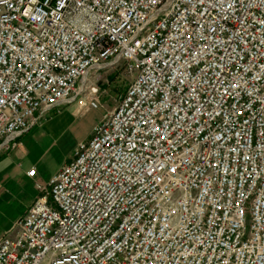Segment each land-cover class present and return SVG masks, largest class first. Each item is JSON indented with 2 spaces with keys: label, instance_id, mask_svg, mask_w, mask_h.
I'll return each mask as SVG.
<instances>
[{
  "label": "built area",
  "instance_id": "2783aa9c",
  "mask_svg": "<svg viewBox=\"0 0 264 264\" xmlns=\"http://www.w3.org/2000/svg\"><path fill=\"white\" fill-rule=\"evenodd\" d=\"M107 68L0 264H264V0H0V158Z\"/></svg>",
  "mask_w": 264,
  "mask_h": 264
},
{
  "label": "rangeland",
  "instance_id": "374dc122",
  "mask_svg": "<svg viewBox=\"0 0 264 264\" xmlns=\"http://www.w3.org/2000/svg\"><path fill=\"white\" fill-rule=\"evenodd\" d=\"M130 80L120 68L92 71L80 85L83 91L75 101L61 108L64 112L60 127H53V132L36 147L30 140L25 142L31 155L25 158L23 169L17 168L18 152L13 160L0 165V192H7L0 195V236L20 219L25 206L36 194L34 182L47 183L71 161L77 145L89 139L93 128L113 110ZM31 171L36 172L34 178L28 175ZM18 172L19 180L13 179ZM6 175L9 179H5Z\"/></svg>",
  "mask_w": 264,
  "mask_h": 264
},
{
  "label": "crops",
  "instance_id": "0c3cea01",
  "mask_svg": "<svg viewBox=\"0 0 264 264\" xmlns=\"http://www.w3.org/2000/svg\"><path fill=\"white\" fill-rule=\"evenodd\" d=\"M63 112L64 111H62L61 109H57V110H54L51 114L48 113L46 118L39 125L35 126L28 133H26L25 135H23L22 137L18 139L17 141L18 147L15 150L7 154H4L0 158V165L6 160H13L14 154L18 152L19 155L15 157L18 160L17 168L18 170L21 171L23 169V166L25 165V160H26L25 158H29L31 155V151L26 148L25 142L30 140V143L34 147H36L39 143L44 142V140L50 135V131L53 132V127H56V128L60 127L61 115L63 114ZM9 177H10L9 175H6L5 179H9ZM19 177H20V173L18 172L16 175L13 176V179L19 180ZM51 179L47 183L46 182L42 183L40 181L34 182V189H35L36 194L32 197L31 201L25 206V211L22 213V215L19 218H21L27 212L30 206L38 198L39 192L36 188V184L38 183V184H43V186L45 185L47 186L50 183ZM4 193L6 194L7 192L5 191L0 192V195ZM8 230H4V231H8Z\"/></svg>",
  "mask_w": 264,
  "mask_h": 264
}]
</instances>
